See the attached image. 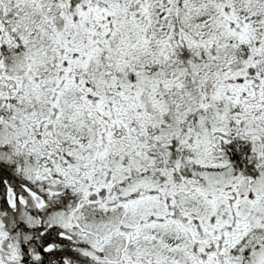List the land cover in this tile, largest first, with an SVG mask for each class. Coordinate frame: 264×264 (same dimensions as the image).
<instances>
[{
	"label": "snow or ice",
	"instance_id": "1",
	"mask_svg": "<svg viewBox=\"0 0 264 264\" xmlns=\"http://www.w3.org/2000/svg\"><path fill=\"white\" fill-rule=\"evenodd\" d=\"M0 264H264V0H0Z\"/></svg>",
	"mask_w": 264,
	"mask_h": 264
}]
</instances>
